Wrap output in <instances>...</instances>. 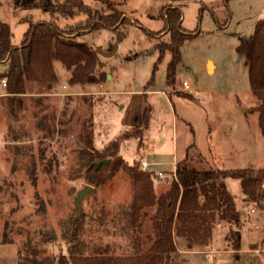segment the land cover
Here are the masks:
<instances>
[{
  "label": "rangeland",
  "instance_id": "obj_1",
  "mask_svg": "<svg viewBox=\"0 0 264 264\" xmlns=\"http://www.w3.org/2000/svg\"><path fill=\"white\" fill-rule=\"evenodd\" d=\"M39 1L0 0V21L9 26L14 46L31 24L51 22L63 33L75 31L78 43L103 52L117 44V51L98 56L93 83L69 85L70 73L54 61V79L37 70L17 97L0 86V264H57L70 255L80 256L81 264H112L133 253L137 236L143 252L150 247L154 209L141 219L140 232L130 226V176L120 170L94 184L86 174L88 154L116 140L146 106L151 119L144 148L137 150L138 141L130 139L119 155L128 164L145 160L155 178L162 172L161 185L165 176L171 181L176 160L187 159L196 169H264L249 73L235 52L263 19L264 0H77L65 15L23 6ZM79 3L90 15L114 8L127 21L117 30L94 28L97 19ZM169 8L181 15L174 35H190L179 47L173 85L167 84L172 54L164 50L171 43ZM226 181L241 223L217 222L209 243L191 250L175 239L177 264H264V196L246 205L238 180ZM85 186L92 190L74 220L75 197Z\"/></svg>",
  "mask_w": 264,
  "mask_h": 264
},
{
  "label": "trees",
  "instance_id": "obj_2",
  "mask_svg": "<svg viewBox=\"0 0 264 264\" xmlns=\"http://www.w3.org/2000/svg\"><path fill=\"white\" fill-rule=\"evenodd\" d=\"M77 5V0H62L56 5H51L49 0H40L23 6L41 9L51 15H65L70 14L71 9ZM81 7L84 8L82 5ZM110 10L109 15H90L91 12L84 8L89 16L97 19L94 28L117 30L127 19H122L123 14L120 11L114 8ZM166 17L172 28L171 43L164 49L172 54L167 67V84L173 85L175 67L180 61L179 47L190 35H174L181 17L178 8L166 9ZM74 34L75 31L63 33L54 23L38 22L29 26L18 48L12 44L13 35L9 26L0 21V62H5V70L0 73V80H6V93L9 96L24 93L26 82L35 76L37 70L54 79V61H59L70 73L67 78L69 85L95 82L98 70L101 69L99 54L86 44L78 43L72 37ZM235 52L243 59L248 70L249 86L256 102L252 111L258 113V127L264 137V17L257 20L247 39H240ZM150 117L151 109L146 106L134 119L133 125L116 140L109 142L101 151L92 150L88 154L86 174L90 182L102 184L120 170L130 176L133 190L128 216L130 226L134 230L141 231V219L148 216V209H154L149 215L152 231L150 247L143 252L141 239L137 236L133 239V253L114 258L111 260L112 264H177L179 252L175 239L181 240L184 248L191 250L195 246H205L209 243L217 222L238 226L241 223V211L237 209L232 195L227 190L224 182L226 179L238 180L246 205L258 204L264 196V169H196L187 159L176 164L169 189L156 195L155 174L143 171L138 161L126 163L119 155L121 143L130 139L138 141L137 150L142 149L143 131L148 127ZM91 133L89 130L87 137L90 139L85 140L87 149L92 146ZM105 159L108 164L97 170L90 167L91 164ZM232 234L236 242L235 247H238L241 237H238L236 232ZM81 261L80 256H60L57 264H81Z\"/></svg>",
  "mask_w": 264,
  "mask_h": 264
},
{
  "label": "water",
  "instance_id": "obj_3",
  "mask_svg": "<svg viewBox=\"0 0 264 264\" xmlns=\"http://www.w3.org/2000/svg\"><path fill=\"white\" fill-rule=\"evenodd\" d=\"M117 51V44H114L107 52H103L100 48L96 49L97 54L101 55L102 57H111L114 56L115 53ZM108 164V160L105 159L103 161H99L97 163H93L90 165V167H93L95 170H97L98 168H100L102 165H106ZM264 188V185H263ZM92 190V187L90 186H85L84 189L80 190L75 197V201H74V205L77 209V214L76 217L74 218V220L76 218H78L80 216L81 210H82V206H81V201L83 200V198L89 194V192ZM238 233V237H240V233Z\"/></svg>",
  "mask_w": 264,
  "mask_h": 264
},
{
  "label": "crops",
  "instance_id": "obj_4",
  "mask_svg": "<svg viewBox=\"0 0 264 264\" xmlns=\"http://www.w3.org/2000/svg\"><path fill=\"white\" fill-rule=\"evenodd\" d=\"M15 5H19V3L17 2V3H15ZM16 47H20V46H16ZM208 62H210L211 64H212V66H213V63L211 62V61H207V63ZM0 65L2 66V70H1V72H3L4 70H5V62H0ZM213 68H214V66H213ZM0 86L2 87V85H1V83H0ZM3 89L5 88V87H2ZM4 95H5V93H3V94H0V98L1 97H4ZM19 95H21V94H18V95H15V96H12V97H17V96H19ZM13 99V98H12ZM12 99H10V100H12ZM12 103L13 102H15V100H12L11 101ZM9 105H11L10 103H9ZM150 119H151V117H150ZM150 122V121H149ZM146 130V129H145ZM144 130V131H145ZM144 131H143V134H144ZM150 141L152 142L153 140L152 139H150ZM142 148H144V142H143V147ZM139 161H144L145 162V160H139ZM178 162H180V161H178V160H176V161H174L173 162V169H172V171H171V173H173L174 171H175V167H176V164L178 163ZM147 164V163H146ZM148 171H150V172H153L154 174H155V172L154 171H152V170H148ZM158 173H161L162 174V172H158ZM156 175H157V173H156ZM173 175V174H172ZM172 175H171V180H172ZM162 177H163V174H162ZM158 178H160V177H158ZM158 178H156L155 180H154V192H155V194L156 195H159V194H161V193H164V192H166L168 189H169V186H170V180H169V178H168V176H165V185L163 184V185H161L160 183H158L157 182V179ZM227 180V179H226ZM224 181L225 182V185H226V187H227V190H228V192L230 193V195H231V192H230V188H229V185H228V183H227V181ZM157 182V183H156ZM241 188V187H240ZM233 197V196H232ZM240 198H241V200H243L244 199V196L242 195V192H241V196H240ZM234 199V198H233ZM187 250V249H186Z\"/></svg>",
  "mask_w": 264,
  "mask_h": 264
},
{
  "label": "built area",
  "instance_id": "obj_5",
  "mask_svg": "<svg viewBox=\"0 0 264 264\" xmlns=\"http://www.w3.org/2000/svg\"><path fill=\"white\" fill-rule=\"evenodd\" d=\"M0 83H1V85H2V87H6V80L5 79H1L0 80ZM181 86L183 87V88H188V84L185 82V81H182L181 82ZM140 167H141V169L143 170V171H148L147 170V164H146V162H144V161H141L140 162ZM157 176L158 177H162V174L161 173H157ZM252 211V210H251Z\"/></svg>",
  "mask_w": 264,
  "mask_h": 264
},
{
  "label": "bare ground",
  "instance_id": "obj_6",
  "mask_svg": "<svg viewBox=\"0 0 264 264\" xmlns=\"http://www.w3.org/2000/svg\"><path fill=\"white\" fill-rule=\"evenodd\" d=\"M209 68H211V64H209Z\"/></svg>",
  "mask_w": 264,
  "mask_h": 264
}]
</instances>
